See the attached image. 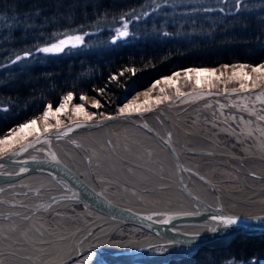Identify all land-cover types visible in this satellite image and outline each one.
Here are the masks:
<instances>
[{
  "label": "bare ground",
  "instance_id": "1",
  "mask_svg": "<svg viewBox=\"0 0 264 264\" xmlns=\"http://www.w3.org/2000/svg\"><path fill=\"white\" fill-rule=\"evenodd\" d=\"M135 88L129 86L127 92L136 103L149 100V90ZM250 97L253 102L247 101ZM238 100L248 107L243 114L264 130V90L195 91L132 111L136 113L129 119L116 116L67 130L41 142L25 162L17 156L0 165V264H57L74 254L70 264L91 252L103 264H165L205 243L177 238L171 231L188 227L195 237H202L227 228V218L217 213L215 202L235 214L264 212V156L255 151L236 155L202 133L194 120L210 115L213 106L234 111ZM83 102L90 105L89 99ZM34 120L36 130L24 129L16 138L29 131L33 136L45 132L44 118ZM167 135L175 161L162 143ZM216 174L227 175L240 188L223 187ZM74 182L96 187L115 204L151 212L152 222L162 223L163 230L141 227L153 234L113 238L122 226L111 232L113 222L96 224L105 212L81 194L82 188H74ZM184 184L202 200L187 198ZM39 211L71 218L73 225L51 229L40 220ZM216 243L220 240L206 242ZM152 248L160 250L137 258Z\"/></svg>",
  "mask_w": 264,
  "mask_h": 264
},
{
  "label": "trees",
  "instance_id": "2",
  "mask_svg": "<svg viewBox=\"0 0 264 264\" xmlns=\"http://www.w3.org/2000/svg\"><path fill=\"white\" fill-rule=\"evenodd\" d=\"M125 24L128 36L114 39ZM76 36L77 46L39 51ZM221 63L264 64V0H0V137L69 92L93 94L97 114L113 113L130 81L143 88ZM229 261L264 264V233L168 264Z\"/></svg>",
  "mask_w": 264,
  "mask_h": 264
},
{
  "label": "rangeland",
  "instance_id": "3",
  "mask_svg": "<svg viewBox=\"0 0 264 264\" xmlns=\"http://www.w3.org/2000/svg\"><path fill=\"white\" fill-rule=\"evenodd\" d=\"M193 3L202 6L210 5V4L216 5L220 3V0H193ZM124 30L125 29L122 28L119 31H124ZM118 32L115 34L114 39L126 38V37L120 38L118 36ZM79 44L80 42L77 43L75 39L69 40V43L63 46V50L67 49L68 47L77 46ZM51 46L52 45L46 47H51ZM43 54H48V53H43ZM225 65H228L229 67L225 68L224 67ZM234 65L238 66V65H247V64L221 63L219 65H214V66H196V67H186L182 69L180 68L174 70L170 74L163 75L154 79L149 85L143 88H139L136 85L135 81H130L121 92L120 95L121 100H120V104L117 107L116 112L106 113L102 115H99L96 112V109L99 106V101L95 95L89 93H81L77 97H75V94L73 92H69L72 94L73 97L71 101L67 103L64 102V97H66L69 94L67 93L59 100V102L56 105H52L51 103H46L42 111L38 115L33 116L32 118L28 119L27 121L23 122L20 125L26 124L34 119L44 118L43 113L47 110L49 105H51L52 115L49 116L47 120V125L45 127H47L48 129L49 128L54 129L70 121L76 120V118H81L80 120H96L108 116L109 114L121 113L122 112L121 109L125 108V105H128V108L125 109L123 113L144 110L149 107H153L157 104H162L164 102H169L172 100L179 99L182 96H184V94L189 92H195V91L223 92L229 89L241 90L244 88H250V89L260 88L264 90V79L260 78V74L254 73L252 71V67L261 64L247 65L248 67L243 69L244 72H246L248 75L252 77V80L250 81L243 80L240 78V76L230 79L234 71L233 67L231 66ZM190 69L196 71L189 72L188 78H186L185 73ZM204 69L215 70V76H221V78L217 80L215 79L214 76H209L207 72L201 71ZM197 72H199V76H197ZM175 73H179V76H175L174 75ZM168 77H172L171 84L164 83L165 78ZM197 78L201 80V85L199 86L196 84ZM206 80L211 81V84L209 85L208 83H205L204 81ZM158 81L159 83H157ZM241 84L244 85L243 88H241ZM153 85H155V87H153ZM129 86H135V87L137 86V88L135 89L140 91L149 90V95L151 97L149 98V100H146L147 103L146 102L136 103L135 101L136 98L134 96L128 95L127 88ZM162 89L163 91H161ZM81 97H83V99H81ZM234 98L236 97H233L232 99ZM86 99H89V103H90L89 106H86L83 102V100ZM247 101L253 102L252 97H250ZM61 103H64V108L59 113H57L56 109L61 105ZM245 104L246 102L244 101H239V100L236 101L234 105V111L219 110L218 108L213 106L209 110L210 115L200 114L194 118L197 124L196 127L198 129H201V132L205 133L207 137H211L218 144H222L226 146L238 156L250 155L254 151L257 154L264 156V130L256 121L249 119L246 115L243 114L244 111L248 110V107L245 106ZM77 106L83 107L84 111L77 113L75 111ZM19 126L6 132L3 136L0 137V139L8 137L11 140V136L13 135L12 130H17L18 133L17 135H19ZM33 134H35L34 131H29L25 136L20 138L17 137L15 140H11L10 144L0 145V148L4 149L2 154L6 153L13 147H16L19 144L25 142L26 140L32 138L31 136H33ZM216 176H219L218 178L219 184H221L223 187L234 190L240 188V184L231 180L229 177H227V175L224 176V175L216 174ZM41 214L42 212L39 211V215L41 218L40 220L51 229L54 228L67 229V228H71L73 225L71 218H67V217L59 218L57 217V215L53 216L52 213L51 214L49 213L47 216H43ZM152 232L153 230L143 229L141 228V226L130 224V225L122 226V228L117 230L112 237L115 239H124L130 236H132L133 238H137V237L153 234ZM202 248H215V247H202ZM202 248L196 249L195 251L190 253H183L182 255L172 257L165 264H168L172 260L189 256ZM158 250L160 249L152 248V250L150 251L137 255V258L150 257ZM97 260L98 258L95 256L93 252H91L84 254L80 259H75L73 262H70V264H103L102 262L97 263ZM226 264H236V263L229 261Z\"/></svg>",
  "mask_w": 264,
  "mask_h": 264
},
{
  "label": "water",
  "instance_id": "4",
  "mask_svg": "<svg viewBox=\"0 0 264 264\" xmlns=\"http://www.w3.org/2000/svg\"><path fill=\"white\" fill-rule=\"evenodd\" d=\"M135 113L136 112L116 113V114H109L108 116H105V117H102L96 120L70 121L54 129H50L47 132H43L39 135L33 136L32 138L19 144L18 146L10 149L6 153L0 155V165H4L6 162H9L12 158H15L17 156H21L22 161L25 162V159H27V154H29V152H31L32 150L39 149V144L41 142H43L44 140L50 137L62 135L64 134L63 132L67 130L87 128L90 126L99 125V124H102L104 121H107L110 118H113L116 116H122L123 118L129 119L130 116ZM162 143H163V146L168 151V153L170 154V157L175 161L176 157H175L173 148L170 144V137L168 135L164 136V138L162 139ZM176 165H177V168L179 169L180 164L177 163ZM26 172L29 173V170ZM160 180L162 181L163 179H160ZM72 185L74 188H82L80 190V192H82L81 194L84 195L89 200H91L96 206H98L103 212H105L104 216L97 219L98 222H96V224H99L100 222H105V221L113 222L115 224L111 228V232L114 231L115 228H119L121 226L130 225V224L138 225L141 227H148V228H160L161 230H163L162 223L157 222V221H155L154 223L152 222L153 216L151 212H148L144 209H140L137 207H130V206H125V205L115 204L111 200H109L104 194H102L100 190L97 189L96 187L88 188L76 182H74V184ZM11 187H14V186H11ZM182 192L185 196H187V198H194L197 202H200L199 200H202L201 198H199V196H196L192 191H190V189L187 188L186 184L183 185ZM214 205H215L217 213L219 212L222 215H224V217L227 218V228L224 231L210 234V235H202V237H195L194 236L195 234L191 232L193 230L189 229L188 227L182 228L184 232L171 231V234L177 238L189 239V240H193L194 238H197L198 241L205 242L195 247L194 249H192L191 252L195 251L196 249L202 248V247L222 246V245L228 244L229 242H231L232 240H234L235 238L239 236H251L254 234L264 232V212L253 213V214H235L223 208L218 201L215 202ZM170 214L171 215H185L184 213H180V214L169 213L167 215H170ZM230 220H235L236 223L235 224L228 223V221ZM189 225L190 224H187L186 226H189ZM213 240H220V243L206 244V242L213 241ZM73 255L67 257L65 260L57 264H67L72 259Z\"/></svg>",
  "mask_w": 264,
  "mask_h": 264
},
{
  "label": "snow or ice",
  "instance_id": "5",
  "mask_svg": "<svg viewBox=\"0 0 264 264\" xmlns=\"http://www.w3.org/2000/svg\"><path fill=\"white\" fill-rule=\"evenodd\" d=\"M124 28H125L124 31H119L118 32V36L120 38L126 37L129 34L127 32V30H126L127 29V25L126 24L124 25ZM74 39H75V41L77 43H79V42H81L82 37L76 36ZM68 43H69L68 40H60L58 44H54L51 47L41 48V49H39V51H41L42 53H57V52L62 51L63 50V46L68 44ZM27 55H28V53H25V56H27ZM19 59H21V57L18 56L17 60H19ZM224 67L227 68L229 66L225 65ZM231 67H233L234 71H233L232 77H230V79L234 78V77H237V76H240V78L243 79V80H249V81L252 80V77L250 75H248L246 72L243 71V69L248 67L247 65H238V66L234 65V66H231ZM193 71H196V70H191V69L188 70L185 73L186 78H188V73L189 72H193ZM201 71L207 72L209 76H214L215 79H217V80H219L221 78V76H215V70L204 69V70H201ZM252 71L254 73L260 74V78L264 79V64L252 67ZM174 75L175 76H179V73H175ZM221 75H223V74H221ZM197 76H199V72H197ZM204 82L208 83L209 85L211 84V81H209V80H206ZM157 83H159V81ZM164 83L171 84L172 83V77L165 78ZM196 84L198 86L201 85V80L199 78L196 79ZM153 87H155V85H153ZM243 87H244V85L241 84V88H243ZM161 91H163V89ZM72 99H73L72 94L69 93L66 97H64V102L67 103V102L71 101ZM81 99H83V97H81ZM146 103H147V101H146ZM63 108H64V103H61V105L56 109V112L59 113ZM127 108H128V105H125V108L121 109V111L123 112ZM75 111L77 113H79V112L84 111V109L81 106H77ZM50 115H52L51 105H49L47 110L43 113L45 123H47V120H48ZM35 125H36V121L32 120V121H30V122H28L26 124L20 125L19 126V131H23L24 129H32V130L35 131L36 130ZM44 130H45V132H47L48 128L45 127ZM12 132H13V135L11 136V140H15L16 139V135L18 134L17 130H12ZM11 140L8 137L0 139V145L10 144ZM3 151H4V149L0 148V154H2ZM228 223L235 224L236 221L235 220H230V221H228Z\"/></svg>",
  "mask_w": 264,
  "mask_h": 264
}]
</instances>
